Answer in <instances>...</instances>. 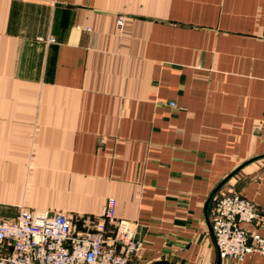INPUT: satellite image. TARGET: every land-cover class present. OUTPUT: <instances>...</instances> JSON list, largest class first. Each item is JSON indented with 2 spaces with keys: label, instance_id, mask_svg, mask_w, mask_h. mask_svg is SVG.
<instances>
[{
  "label": "crops",
  "instance_id": "crops-1",
  "mask_svg": "<svg viewBox=\"0 0 264 264\" xmlns=\"http://www.w3.org/2000/svg\"><path fill=\"white\" fill-rule=\"evenodd\" d=\"M230 192L264 208V0H0V218L113 199L129 264H264L219 257Z\"/></svg>",
  "mask_w": 264,
  "mask_h": 264
},
{
  "label": "built area",
  "instance_id": "built-area-1",
  "mask_svg": "<svg viewBox=\"0 0 264 264\" xmlns=\"http://www.w3.org/2000/svg\"><path fill=\"white\" fill-rule=\"evenodd\" d=\"M115 207L109 199L98 218L86 219L82 231L74 224L80 218L68 213L22 207L14 218H0V264H129L142 242L136 223L117 218ZM212 209L210 230L220 258L242 262L253 253L264 255V238L252 229L264 208L230 192L215 196Z\"/></svg>",
  "mask_w": 264,
  "mask_h": 264
},
{
  "label": "rangeland",
  "instance_id": "rangeland-1",
  "mask_svg": "<svg viewBox=\"0 0 264 264\" xmlns=\"http://www.w3.org/2000/svg\"><path fill=\"white\" fill-rule=\"evenodd\" d=\"M68 214H70V213H68Z\"/></svg>",
  "mask_w": 264,
  "mask_h": 264
}]
</instances>
